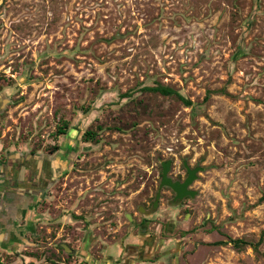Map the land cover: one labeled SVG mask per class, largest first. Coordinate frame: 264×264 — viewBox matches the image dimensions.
Masks as SVG:
<instances>
[{
  "label": "rangeland",
  "instance_id": "obj_1",
  "mask_svg": "<svg viewBox=\"0 0 264 264\" xmlns=\"http://www.w3.org/2000/svg\"><path fill=\"white\" fill-rule=\"evenodd\" d=\"M2 97L3 150L78 157L0 264H131L112 245L132 234L135 264H264V0H0ZM168 160L174 180L202 168L197 194L154 208Z\"/></svg>",
  "mask_w": 264,
  "mask_h": 264
},
{
  "label": "flooded vegetation",
  "instance_id": "obj_2",
  "mask_svg": "<svg viewBox=\"0 0 264 264\" xmlns=\"http://www.w3.org/2000/svg\"><path fill=\"white\" fill-rule=\"evenodd\" d=\"M5 100L0 99V121L11 104ZM75 142L65 146L62 140L57 149L15 147L3 150L0 147V236L6 234L21 246L32 244L18 225L42 218L40 209L49 201V192L75 166L78 157ZM187 176L188 172L185 179ZM29 233L32 237L33 230ZM31 261L28 264L34 263Z\"/></svg>",
  "mask_w": 264,
  "mask_h": 264
},
{
  "label": "crops",
  "instance_id": "obj_3",
  "mask_svg": "<svg viewBox=\"0 0 264 264\" xmlns=\"http://www.w3.org/2000/svg\"><path fill=\"white\" fill-rule=\"evenodd\" d=\"M34 222H21L18 227L23 230V236H26L30 234L29 232L33 230ZM134 225H137L135 223ZM143 240V237L140 235L132 234L129 237H126L123 241H118L113 246V249L115 251V255L118 256V259H121L125 256H128V260H126V263H128L130 258L133 262L131 264H135L140 262L138 255L140 253H136L137 250H133L132 248H137L139 246L140 241ZM22 246L16 243L13 239L9 238L6 234H3L0 236V256H3L6 254H13L14 252H20ZM109 249V248H108ZM109 251V250H108ZM135 252V253H134ZM114 253V252H112ZM21 255L18 256V258ZM26 262L30 261L28 257H25L22 255ZM115 256V257H116ZM109 259H105L104 263L102 264H113L115 261H113L114 255L109 254ZM89 260V259H88ZM141 260V259H140ZM92 261V262H91ZM91 264H100V262L96 261L94 262L93 259H90ZM121 264H124L122 262Z\"/></svg>",
  "mask_w": 264,
  "mask_h": 264
},
{
  "label": "trees",
  "instance_id": "obj_4",
  "mask_svg": "<svg viewBox=\"0 0 264 264\" xmlns=\"http://www.w3.org/2000/svg\"><path fill=\"white\" fill-rule=\"evenodd\" d=\"M143 91L145 92H155V93H159L163 96H168V97H172L175 98L181 102H183L186 106H193L194 103L191 99H189L188 97H186L185 95H183L179 90H177L176 88L170 86V85H165V84H161V83H157L155 85L152 86H144ZM132 96V94L130 92H126V94H124V96ZM209 96L206 97V100L208 99ZM69 128V121L63 119L61 124H59L57 126L56 129V136H61L64 134H67ZM95 135V131L88 129L84 132V139L85 140H91L92 138H94ZM58 148V146H56V149ZM264 239V230L262 231L261 237L259 242L253 244L255 249H258L260 243L263 241ZM230 242L234 243L236 248H243L245 245L247 244H251L250 242L244 240V239H240V238H236V239H230ZM218 244H225V241H219L217 242ZM30 264H34V263H30ZM54 264H58V263H54ZM67 264V263H66Z\"/></svg>",
  "mask_w": 264,
  "mask_h": 264
},
{
  "label": "water",
  "instance_id": "obj_5",
  "mask_svg": "<svg viewBox=\"0 0 264 264\" xmlns=\"http://www.w3.org/2000/svg\"><path fill=\"white\" fill-rule=\"evenodd\" d=\"M162 165H163L162 179H161L159 191L156 194L155 202L153 204L154 208L157 207L159 204L161 197V190L164 186L170 187L176 193V196L174 197V203H173L174 205L180 203L187 196L194 197L197 194V191L191 189L190 186L197 178L198 172L202 169L200 166L196 168H191L189 164L185 162V167L187 169L188 176L184 181H180V180H173V178L169 176L170 165H171L170 160L166 162H162ZM129 218L132 219L131 216H129ZM64 247L68 251L71 250L67 245H64Z\"/></svg>",
  "mask_w": 264,
  "mask_h": 264
}]
</instances>
